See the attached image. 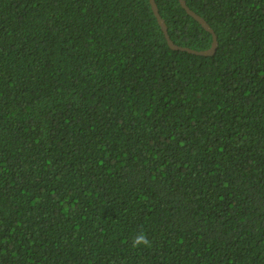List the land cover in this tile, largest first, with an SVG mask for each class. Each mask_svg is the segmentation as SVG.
Here are the masks:
<instances>
[{
	"label": "trees",
	"instance_id": "obj_1",
	"mask_svg": "<svg viewBox=\"0 0 264 264\" xmlns=\"http://www.w3.org/2000/svg\"><path fill=\"white\" fill-rule=\"evenodd\" d=\"M185 1L0 0V264H264V0Z\"/></svg>",
	"mask_w": 264,
	"mask_h": 264
},
{
	"label": "water",
	"instance_id": "obj_2",
	"mask_svg": "<svg viewBox=\"0 0 264 264\" xmlns=\"http://www.w3.org/2000/svg\"><path fill=\"white\" fill-rule=\"evenodd\" d=\"M149 1H150V5L152 8L153 14H154V16L158 22V25L160 26V28H161L164 36H165L166 41L172 50L187 52L189 54H193V55L201 56V57H213L216 54V52L219 48V42H218L217 35L215 34L214 30L211 28V26L207 23V21L204 18L197 15L195 12H193L189 8V6L187 5V2L185 0H179V3L181 5L182 9L185 10L186 13L190 17H192L196 22H198L206 32H208L209 34L212 35L213 42H212V46L209 50L198 52V51H194V50L187 49V48H182L180 46L175 45L174 42L172 41L170 35H169L168 26H167L165 20L162 18L161 14L159 12V8H158L156 1L155 0H149Z\"/></svg>",
	"mask_w": 264,
	"mask_h": 264
},
{
	"label": "clouds",
	"instance_id": "obj_3",
	"mask_svg": "<svg viewBox=\"0 0 264 264\" xmlns=\"http://www.w3.org/2000/svg\"><path fill=\"white\" fill-rule=\"evenodd\" d=\"M152 242L148 239L147 235L143 232L139 233L133 238L132 247L139 248L140 246L151 247Z\"/></svg>",
	"mask_w": 264,
	"mask_h": 264
}]
</instances>
